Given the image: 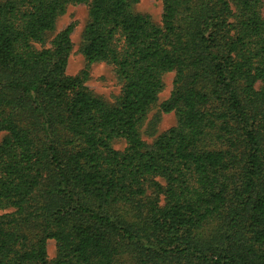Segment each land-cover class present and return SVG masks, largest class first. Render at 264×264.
I'll use <instances>...</instances> for the list:
<instances>
[{
    "label": "trees",
    "instance_id": "1",
    "mask_svg": "<svg viewBox=\"0 0 264 264\" xmlns=\"http://www.w3.org/2000/svg\"><path fill=\"white\" fill-rule=\"evenodd\" d=\"M138 2H0V264H264V0ZM80 3L70 75L75 24L48 33ZM101 61L115 104L87 85ZM157 107L177 124L149 144Z\"/></svg>",
    "mask_w": 264,
    "mask_h": 264
},
{
    "label": "rangeland",
    "instance_id": "2",
    "mask_svg": "<svg viewBox=\"0 0 264 264\" xmlns=\"http://www.w3.org/2000/svg\"><path fill=\"white\" fill-rule=\"evenodd\" d=\"M2 0H0L1 2ZM137 12L149 14L156 22H161L163 5L162 0H139L134 5ZM264 13V7H263ZM89 21V9L85 3L71 4L66 12L62 14L56 23L55 30L48 33V39L52 40L54 36L71 23L75 24L72 32L73 50L71 52L67 65V73L75 75L87 66L85 56L81 52L83 43L84 29ZM50 45V43H48ZM175 72H167L163 75L165 87L159 94V102L167 99L174 86ZM87 85L96 94L102 96L107 102L115 104L121 93L122 82L118 79L113 65L106 62H95L90 67V78ZM177 124V116L174 112L164 113L160 109L154 108L148 115V119L142 128V136L152 144L160 135L170 130ZM6 132L0 131V143L5 137ZM114 146L123 149L126 142L123 139L116 140ZM48 254L50 259H54L58 255L57 243L54 239L48 240Z\"/></svg>",
    "mask_w": 264,
    "mask_h": 264
}]
</instances>
